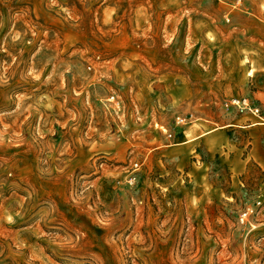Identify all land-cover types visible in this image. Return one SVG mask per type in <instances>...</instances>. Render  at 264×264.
<instances>
[{
    "label": "rangeland",
    "instance_id": "1",
    "mask_svg": "<svg viewBox=\"0 0 264 264\" xmlns=\"http://www.w3.org/2000/svg\"><path fill=\"white\" fill-rule=\"evenodd\" d=\"M0 264H264V0H0Z\"/></svg>",
    "mask_w": 264,
    "mask_h": 264
}]
</instances>
